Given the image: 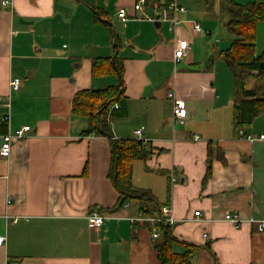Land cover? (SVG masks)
Listing matches in <instances>:
<instances>
[{
  "label": "crops",
  "instance_id": "obj_1",
  "mask_svg": "<svg viewBox=\"0 0 264 264\" xmlns=\"http://www.w3.org/2000/svg\"><path fill=\"white\" fill-rule=\"evenodd\" d=\"M136 1L0 0V146L5 133L30 126L8 157L0 155V264H161L157 223L131 221L156 203L108 211L119 197L108 177L109 139L83 135L89 119L73 112L79 91L117 85L116 73L93 68L116 55L125 111L111 129L117 139H136L143 128L148 154L133 162L132 182L171 208L174 251H192L190 264H264V231L249 221L264 212V140L246 138L264 135V115L235 126L242 97L224 93V77L235 79L237 70L221 58L228 42L210 40L208 5L201 15L179 14L171 31L152 20L168 0L141 11ZM122 8L127 21L118 17ZM200 19L209 27L196 33ZM184 39L189 51L177 61L174 49ZM13 78L21 79L17 90ZM169 92L185 102L183 125ZM93 213L107 216L101 226H89ZM228 213L244 220L239 229L224 221Z\"/></svg>",
  "mask_w": 264,
  "mask_h": 264
},
{
  "label": "trees",
  "instance_id": "obj_2",
  "mask_svg": "<svg viewBox=\"0 0 264 264\" xmlns=\"http://www.w3.org/2000/svg\"><path fill=\"white\" fill-rule=\"evenodd\" d=\"M212 0H206L210 7ZM156 0H147L155 3ZM159 5V8L169 4ZM222 12L227 16L225 28L233 36L231 46L221 52V58L235 73V90L242 99L236 104L237 114L235 126L244 128L260 115H264V52L256 54L257 25L264 21V1L250 2L242 5L235 0H221ZM108 23V22H107ZM94 71L102 73H116L117 85L105 89H85L79 91L73 100V112L88 117L89 125L83 135L94 134L109 139L111 161L108 171L113 186L118 192L117 205L108 210L111 213L119 210L126 202L139 204L142 209L148 202L156 203L144 212L157 215L160 204L148 189L137 188L132 182L133 162L138 158L146 157L145 142L135 138L117 139L111 129V120L114 116L123 115L125 111V93L123 82V61L118 55L96 60ZM96 74V73H95ZM258 81L252 88H248V80ZM118 104L119 108L114 107ZM163 236V242L156 246L161 264H190V252L178 254L173 246L176 242L172 234V226L166 223H157Z\"/></svg>",
  "mask_w": 264,
  "mask_h": 264
},
{
  "label": "built area",
  "instance_id": "obj_3",
  "mask_svg": "<svg viewBox=\"0 0 264 264\" xmlns=\"http://www.w3.org/2000/svg\"><path fill=\"white\" fill-rule=\"evenodd\" d=\"M9 1H3L4 5L9 4ZM147 4V0H137L136 4L134 5L135 10L141 11L144 7V5ZM188 12V9L179 4L176 0H172L167 4L166 6L160 8L157 10L156 16L160 15V21L161 22H168L169 23V29L171 31H174L175 28L182 22L179 20L178 15L179 14H186ZM156 16L152 18V20L155 21ZM118 17L122 21H127L128 20V14L127 10L125 8H122L118 12ZM194 31L196 33H201L202 32V27L200 23H194ZM189 51V41L187 39L180 40L178 41L175 49H174V57L177 61L182 60L185 58ZM21 86V79L20 78H13L10 81V87L12 89H19ZM168 97L172 100L173 102V116L174 120L178 124H185L187 118H188V112L187 108L185 105V102L183 99H181L175 92H169ZM116 107H118V104H115ZM4 122L9 121V116H5L3 118ZM30 129V126H25L22 129L17 130L16 132L8 131L2 136V143L0 146V155L2 157H8L11 153L12 149V143L15 138L17 139H22L25 137V133ZM143 133L144 130L143 128H139L135 131V136L136 139L146 141V139L143 138ZM241 135H245L243 131H240ZM246 138L250 141H256V140H264V135L256 136L253 134H247ZM173 181H177L175 177L172 178ZM196 217L199 218L201 216V212H196L195 213ZM107 216L98 214V213H93L87 216V221L90 227H95V226H101ZM224 221L232 224L235 228L239 229L241 227V224L243 223L244 220H242L238 214H225L224 216ZM131 221L136 222H143V221H151L154 223H166L168 225L173 226L175 224V218L172 215V210L168 206H162L160 208L159 214L155 216H147L145 213H140L137 217L131 218ZM250 222H253L257 224V228L259 231H264V212L263 216L260 219H250ZM160 235L159 232L154 233L153 236L156 238ZM5 243V237L0 236V246H2Z\"/></svg>",
  "mask_w": 264,
  "mask_h": 264
},
{
  "label": "rangeland",
  "instance_id": "obj_4",
  "mask_svg": "<svg viewBox=\"0 0 264 264\" xmlns=\"http://www.w3.org/2000/svg\"><path fill=\"white\" fill-rule=\"evenodd\" d=\"M176 1L182 6H184L185 8H187L191 14L201 15V14H204V12H206V9H207L206 7L207 4L203 0H176ZM209 8L212 9L211 12L215 15L213 17L214 19H211L209 17L211 20H213V22L211 23L213 28H210L212 31L210 40H212L213 42H217V43L218 42L220 43L228 42V46L230 47L233 41V36L228 32V30L224 26V22L226 21L227 16L222 12L221 0H212ZM114 21L116 22V18L114 19ZM200 21H201L200 25L202 29H204V27H207V26L209 27V24L204 22L205 19H200ZM263 52H264V30L259 29V31L257 32L256 54L261 55ZM222 64H225V63H222ZM227 68L228 70H230L232 74H234V70L231 67L227 65ZM234 81H235L234 75H233V79H231L230 81H229V76H228V80L227 78L224 77V85H226V88H225L226 90L224 93H227L231 96H233L236 93V90L234 91V84H233ZM254 83L257 84L258 81L249 79L247 87L252 88L254 86Z\"/></svg>",
  "mask_w": 264,
  "mask_h": 264
},
{
  "label": "water",
  "instance_id": "obj_5",
  "mask_svg": "<svg viewBox=\"0 0 264 264\" xmlns=\"http://www.w3.org/2000/svg\"><path fill=\"white\" fill-rule=\"evenodd\" d=\"M160 18H161L160 15H157V16H156V19H155V24H156V25H160V24H161Z\"/></svg>",
  "mask_w": 264,
  "mask_h": 264
}]
</instances>
